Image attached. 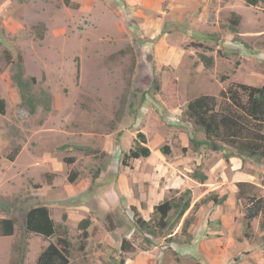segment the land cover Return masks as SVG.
I'll return each instance as SVG.
<instances>
[{
  "label": "rangeland",
  "instance_id": "374dc122",
  "mask_svg": "<svg viewBox=\"0 0 264 264\" xmlns=\"http://www.w3.org/2000/svg\"><path fill=\"white\" fill-rule=\"evenodd\" d=\"M202 54L213 57L212 66ZM20 55L25 75L51 93V110L32 113L22 102L12 80ZM233 82L264 85V2L0 0V219L16 222L12 235L0 229V264L15 263L22 237L25 264H36L61 235L25 231V213L37 205L67 226L71 264H117L124 237L137 246L125 264H264L263 216L252 221L251 239L243 235L245 197L193 207L209 193L192 171L212 170L215 183L225 161L223 151L194 148L184 110ZM138 132L151 155L128 159ZM251 164L242 170H257L259 196L264 163ZM187 187L193 201L184 218L197 216L190 229L197 240L161 237L146 248L136 212L149 219L155 204Z\"/></svg>",
  "mask_w": 264,
  "mask_h": 264
},
{
  "label": "trees",
  "instance_id": "16d2710c",
  "mask_svg": "<svg viewBox=\"0 0 264 264\" xmlns=\"http://www.w3.org/2000/svg\"><path fill=\"white\" fill-rule=\"evenodd\" d=\"M249 6H256L264 0H244ZM233 22L239 25L241 16L233 12ZM10 57V56H9ZM205 65H213V57L201 55ZM12 80L20 91L22 102L32 113L40 106L46 110L52 109L51 93L39 85L35 77H27L22 56L13 62ZM159 88V84H155ZM5 111V100L0 98V112ZM185 116L193 124L190 142L194 148L206 146L214 151H223V157L229 160L237 156L243 160H251L257 164L264 163V85H252L233 82L220 92V96L202 94L191 99L184 110ZM202 131L205 138H198L196 133ZM147 138L143 132H138L135 145L125 153L128 159L149 157L151 149L146 145ZM161 151L168 155L171 153L168 145ZM128 161L124 160L127 164ZM191 177L199 183H205L208 175L200 167H196ZM264 185V179L262 180ZM237 197H245L247 206L244 213L243 235L247 239L253 237L252 221L262 215L260 227L264 228V194L257 196L254 192L255 184L248 181L237 183ZM168 197L154 205L149 219L136 212L135 226L143 236L146 248L155 245V239L164 238L167 241H176L187 244L194 239L191 226L197 221V216H185L191 208L193 201L192 188L176 189ZM227 194L220 196L216 192L195 202L197 211L207 201L219 205L226 201ZM136 209V208H135ZM137 210V209H136ZM14 218H1L0 229L3 235H12L15 231ZM90 220L84 218L79 225L84 229L83 235L88 237ZM181 224V231L177 227ZM25 231L50 238L58 233L56 242L49 244L38 256L36 264H71L69 230L66 225L57 224L51 216L50 209L45 205H37L25 213ZM181 237H186L180 240ZM26 238L22 237L15 245L16 261L14 264H25ZM144 248V249H146ZM136 244L127 237L121 241L119 260L117 264L126 263V253L135 251Z\"/></svg>",
  "mask_w": 264,
  "mask_h": 264
},
{
  "label": "crops",
  "instance_id": "0c3cea01",
  "mask_svg": "<svg viewBox=\"0 0 264 264\" xmlns=\"http://www.w3.org/2000/svg\"><path fill=\"white\" fill-rule=\"evenodd\" d=\"M224 161L223 167L216 171V175H218V181L212 183L211 180L214 174L212 170L205 168L208 179L205 183L199 184L205 189V192L207 193L216 192L220 196L227 194L228 199L226 203H228L231 199H234L237 196V183L240 181H248L255 184L258 173L257 170L253 171L252 168H250L247 172L242 170L244 165L247 163L253 167L251 160H243L237 156H232L229 160L224 158ZM216 217H221L219 212L216 214ZM196 240L197 238L195 237L194 242Z\"/></svg>",
  "mask_w": 264,
  "mask_h": 264
}]
</instances>
